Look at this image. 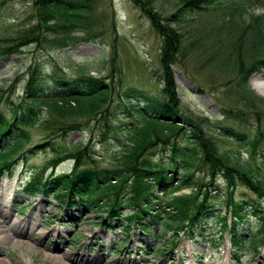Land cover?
<instances>
[{"label":"rangeland","instance_id":"1","mask_svg":"<svg viewBox=\"0 0 264 264\" xmlns=\"http://www.w3.org/2000/svg\"><path fill=\"white\" fill-rule=\"evenodd\" d=\"M151 2L162 17L173 15L181 4L179 0ZM239 2L227 0L205 10L190 11L178 23L169 21L180 31L182 38L175 54L173 78L181 109L189 115L207 117L209 122L203 127L213 137L218 149L251 168L254 175L264 181V141L252 153L250 142L238 144L220 135L219 129L220 125H226L247 130L250 141L255 133V118L251 114L245 116L243 123L231 119L234 110L239 109L235 102L238 97L236 84L240 78L234 69L236 54L233 49L236 46L233 47V44L243 28L236 18L229 16L234 10L233 5ZM92 6L90 30L92 34L98 33L94 40L71 41L60 49L51 48L48 42L30 44L19 54L0 58V95H3L0 108L7 113L8 100H19L23 73L33 61L40 63L46 75L56 69L66 78H75L80 72L103 77L111 85L112 91L101 108V115L97 113L95 117L83 118L79 129L52 138V146L56 152L64 154L73 147L91 145L95 165L111 168L115 166L114 154L125 140L123 124L136 122L135 117L121 108L128 99L125 97L126 91L135 93V103L141 93L156 97L162 94L163 83L158 78L161 74L159 57L162 39L150 19L132 0H94ZM246 6L254 14L264 12L263 4L248 0ZM36 21L32 0H0V46L8 43L7 40L15 36L18 30ZM86 34L85 28H77L71 33L75 38ZM44 36L52 39L60 34L47 32ZM245 45L242 55L247 61ZM112 50L116 52L113 63ZM15 78L18 79L9 91ZM260 84H264V70L248 78L252 96L264 102V95L256 87ZM224 108H230L232 112L223 113ZM30 134L31 140L26 146L51 135L49 130L43 129V125L31 128ZM113 135H117V139ZM56 152L50 146L28 153L26 162H20L11 177H6L5 173L0 176V264H63L65 254L77 258L97 255L92 264H105V259L115 264H264V244L257 246V252L247 248L236 255L232 254L233 248L227 235L211 245L209 238L220 235L219 223L213 219L214 215L205 224L206 240L195 238L190 241L186 235H180V244L171 252L162 254L158 248L167 243L170 234L165 239L160 238L161 229L155 225L150 226L148 233L140 234L137 228L125 233L119 228L118 220H112L109 226L98 224L96 217L103 212L97 208H87L80 201H76L75 208L66 209L50 196L24 192L23 182L28 180L32 170H37L40 179L52 172L49 162ZM146 155L152 162L169 160L167 146L157 145L149 149ZM72 165L71 159L64 160L54 172H68ZM183 175V171L179 172L178 179L174 180L179 181ZM192 176L198 178L200 184L206 181L204 169L194 171ZM194 186H184L175 194H188ZM209 189L210 196L217 197L213 199L217 210H224L227 194L222 178ZM156 193L160 194V191ZM166 196H159L161 204ZM233 196L239 200L256 199V195L241 184L237 185ZM22 206L25 208L22 209ZM131 212L133 210L130 208L119 210L122 215ZM227 218L229 223V214ZM255 223L251 216L240 225V233L250 232L255 228ZM14 229L25 233L16 234Z\"/></svg>","mask_w":264,"mask_h":264},{"label":"trees","instance_id":"2","mask_svg":"<svg viewBox=\"0 0 264 264\" xmlns=\"http://www.w3.org/2000/svg\"><path fill=\"white\" fill-rule=\"evenodd\" d=\"M93 1L32 0L36 23L21 28L7 40L8 43L0 46V58L19 54L30 44L48 42L51 48L60 49L71 41L94 40L98 33L92 34L90 30ZM132 1L150 19L162 39L159 57L161 74L158 78L163 87L162 94L157 97L141 93L137 103L134 102L135 93L126 91L125 97L128 99L121 108L135 117L136 122L123 124L125 140L114 154L115 166L106 168L95 165L91 145L73 147L64 154H59L52 146V138L79 129L83 118L95 117L97 113L101 115V108L109 100L111 85L103 77L84 72L75 78H66L56 69L46 75L40 63L33 61L23 73L19 100H8L7 113L0 108V174L6 171L11 175L20 162H26L28 153L51 146L56 152L49 162L52 172L40 179L37 170H32L31 176L23 183V190L28 194L50 196L61 206L75 207L76 201H80L87 208H97L103 212L96 217L97 223L109 226V222L118 220L119 228L125 233L133 224L138 226L140 233H148L150 226L155 225L161 229L160 238L165 239L170 234L167 243L158 248L162 254L175 246L183 234L190 239L198 237L206 240L205 224L214 215L213 219L219 223L220 235L209 238L211 245H215L225 232L233 247V254L247 248L257 252V246L264 244V181L255 176L251 168L218 149L213 137L203 127L209 122L207 117L189 115L181 109L173 78L175 54L182 38L180 31L169 21L178 23L190 11L205 10L227 0H179L180 6L169 17H162L151 0ZM239 1L233 5L234 10L229 16L236 18L243 28L233 44V47L236 46L233 49L236 54L234 69L240 78L236 84L238 97L235 102L239 109L234 110L231 119L243 123L245 116L251 114L255 118V133L250 141L247 130L226 125H220L219 129L220 135L238 144L250 142L252 153H255V149L264 141V102L252 96L248 78L264 70V12H249L246 6L248 0ZM250 1L264 5V0ZM77 28L87 29L86 36H72L71 33ZM47 32L60 36L48 39L44 36ZM244 44L247 61L242 55ZM115 54L112 50L111 63ZM17 79L13 80L9 91ZM2 99L3 95H0V104ZM224 109L223 113L232 112L230 108ZM38 125H43V129L49 130L51 135L26 146L31 140L30 129ZM113 138L117 139V135H113ZM157 145L168 147L169 160L152 162L147 157L148 150ZM67 159L73 161L72 168L68 172L55 173L54 169ZM202 169L205 170L206 181L200 184L192 173ZM181 171L184 175L176 182L174 179H178ZM219 178H222L227 194L222 211L217 210L213 200L217 197L209 194V186ZM238 184L254 193L256 199H235L233 195ZM191 185L195 186L190 193L175 194L182 187ZM157 190L160 194L156 193ZM164 194H167V198L162 199L161 204L159 196ZM120 208H130L133 212L122 215ZM251 216L256 220L255 228L241 234L240 225Z\"/></svg>","mask_w":264,"mask_h":264},{"label":"bare ground","instance_id":"3","mask_svg":"<svg viewBox=\"0 0 264 264\" xmlns=\"http://www.w3.org/2000/svg\"><path fill=\"white\" fill-rule=\"evenodd\" d=\"M256 87H257L258 91L264 95V84L257 85ZM14 232L16 234H20V235L25 233V231L20 232L19 230H15V229H14ZM97 257L98 256L95 255L93 257H89V256L85 257L84 256L82 258H77V257L71 256L70 254H65V256H63V264H71L70 263L71 261L74 262L75 264H86V263L92 264L96 261ZM64 258L67 259L69 262L65 261ZM104 263L105 264H115V263H113V261H109L106 259L104 260Z\"/></svg>","mask_w":264,"mask_h":264}]
</instances>
